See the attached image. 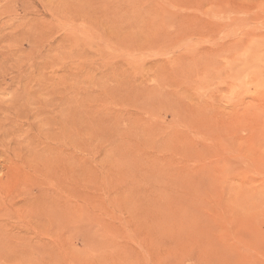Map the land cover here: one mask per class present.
<instances>
[{
	"label": "rangeland",
	"instance_id": "374dc122",
	"mask_svg": "<svg viewBox=\"0 0 264 264\" xmlns=\"http://www.w3.org/2000/svg\"><path fill=\"white\" fill-rule=\"evenodd\" d=\"M0 264H264V0H0Z\"/></svg>",
	"mask_w": 264,
	"mask_h": 264
}]
</instances>
